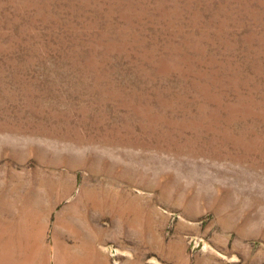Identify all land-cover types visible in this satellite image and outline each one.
I'll list each match as a JSON object with an SVG mask.
<instances>
[{
  "label": "rangeland",
  "instance_id": "374dc122",
  "mask_svg": "<svg viewBox=\"0 0 264 264\" xmlns=\"http://www.w3.org/2000/svg\"><path fill=\"white\" fill-rule=\"evenodd\" d=\"M0 264H264V0H0Z\"/></svg>",
  "mask_w": 264,
  "mask_h": 264
}]
</instances>
